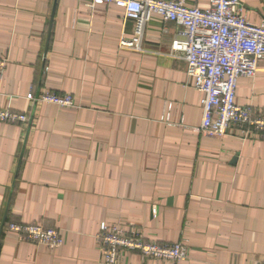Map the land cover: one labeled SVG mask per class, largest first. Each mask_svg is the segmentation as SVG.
Here are the masks:
<instances>
[{"label": "crops", "instance_id": "obj_1", "mask_svg": "<svg viewBox=\"0 0 264 264\" xmlns=\"http://www.w3.org/2000/svg\"><path fill=\"white\" fill-rule=\"evenodd\" d=\"M238 1L264 23V0ZM177 33L152 16L135 52L119 47L133 23L113 5L0 0V107L28 119L0 123V264H103L100 223L187 247L182 262L128 253L119 264H264V135L199 132L202 95L171 52ZM43 90L78 108L26 99ZM236 103L264 117V58ZM10 223L56 229L64 244L19 241Z\"/></svg>", "mask_w": 264, "mask_h": 264}, {"label": "built area", "instance_id": "obj_2", "mask_svg": "<svg viewBox=\"0 0 264 264\" xmlns=\"http://www.w3.org/2000/svg\"><path fill=\"white\" fill-rule=\"evenodd\" d=\"M82 4L90 10L113 5L123 12V19L133 23L130 40L121 38V49L142 51L146 25L152 16L163 23H172L178 33L170 44L186 63V76L192 87L201 93L202 118L199 132L208 138H222L235 129L243 138L264 135V117H254L250 109L236 103L238 80L253 79L258 62L264 58V23L246 21L238 0H208L201 10L186 5L184 0H66ZM6 61L0 59V79ZM30 102L53 105L61 110L78 108L69 94L57 95L43 90L37 97L28 93ZM27 116L0 107V123L25 124ZM7 231L22 242L41 245L49 250L63 246V235L56 229L30 223H10ZM96 240L103 264H119L128 253L142 259L182 262L187 247L179 241L158 244L147 241L141 229H124L120 225L100 223Z\"/></svg>", "mask_w": 264, "mask_h": 264}]
</instances>
